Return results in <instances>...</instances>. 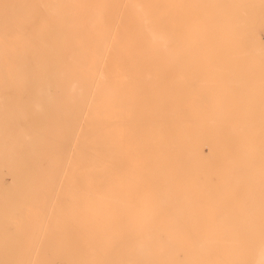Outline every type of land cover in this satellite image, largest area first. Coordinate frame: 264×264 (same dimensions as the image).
I'll return each instance as SVG.
<instances>
[{
    "label": "bare ground",
    "instance_id": "1",
    "mask_svg": "<svg viewBox=\"0 0 264 264\" xmlns=\"http://www.w3.org/2000/svg\"><path fill=\"white\" fill-rule=\"evenodd\" d=\"M238 1L0 0V264H264V42L218 26L251 22ZM216 59L252 63L204 109Z\"/></svg>",
    "mask_w": 264,
    "mask_h": 264
},
{
    "label": "rangeland",
    "instance_id": "2",
    "mask_svg": "<svg viewBox=\"0 0 264 264\" xmlns=\"http://www.w3.org/2000/svg\"><path fill=\"white\" fill-rule=\"evenodd\" d=\"M226 11L229 13H232L231 14L232 16L228 15V20H230L229 18H233L234 16L238 17L239 16L238 14H241V15L243 14L242 17L249 16L247 19H249L251 22H246V23L239 22V21L228 22L227 24H223V23L218 24V26H226V27H230V28H240L243 26L255 27L258 30L259 38L262 40V42H264V0H239L238 2H235L234 5L230 6V8L226 9ZM225 18H227V17L226 16L223 17L222 18L223 20H221V21H224ZM251 63L252 62L239 61V59L226 61V62H224V61L221 62L220 59H216L214 62H208L207 63L208 67L202 68V69H204V71H206L208 73L216 72L215 75H217V77L214 76V77L210 78L208 81L207 80L204 81V83L202 84L200 81V77L198 75H194V105L206 109L209 106H211L212 102H214V100L216 99V96L213 94V90L218 89L221 84L223 85V83H225L227 81L226 78L224 77L225 74L227 73V68H223L222 66H224V67L225 66H231V67H233V69H237L235 67H237V66H248ZM256 64H262V63L257 62ZM200 65H203V64L199 63V62H194L195 67H198ZM196 69L198 71L201 70L200 68H196ZM244 70H246V69H244ZM231 71L235 72L234 70H231ZM253 72H255L254 74L257 75L256 78H260V77H262L260 74H264L263 69H260V70L254 69ZM239 74H243V73H239ZM232 75H235V74L232 73ZM230 80H233V81L235 80L239 86H242L244 84L243 80H245V78L242 76H238L236 78H231ZM201 84L204 86L203 89H200ZM238 90H240V88H238L237 90H235L233 92H230L232 95L231 94L228 95L229 97H227V100L234 102L231 99L242 98L241 95H237ZM231 105L234 107L236 106V108H240L242 106H244V107L249 106L247 104L237 105L236 103H232ZM258 105L259 104H254L252 106H258ZM259 107H264V104H260ZM258 112H260V111L258 110ZM259 121H260L259 119L253 120V122H258V123H259ZM202 150H203L204 159L208 162V165L211 168H214V170H215V172L211 175V180L213 182L222 180L223 179L222 175H223V173H225L222 171H224L226 169V165H225L226 157L225 156L221 157V156L212 155V153L210 154L209 144H207V143H204L202 145ZM239 165H241V164L239 163ZM196 177L197 176L194 174V179ZM176 246H177V242L172 241V247L176 248ZM57 260H58L57 264H63L64 263L60 258ZM155 264H159V263H155Z\"/></svg>",
    "mask_w": 264,
    "mask_h": 264
}]
</instances>
